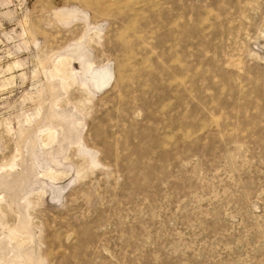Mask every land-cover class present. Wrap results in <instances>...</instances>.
<instances>
[{
  "label": "rangeland",
  "instance_id": "obj_1",
  "mask_svg": "<svg viewBox=\"0 0 264 264\" xmlns=\"http://www.w3.org/2000/svg\"><path fill=\"white\" fill-rule=\"evenodd\" d=\"M0 264H264V0H0Z\"/></svg>",
  "mask_w": 264,
  "mask_h": 264
},
{
  "label": "bare ground",
  "instance_id": "obj_2",
  "mask_svg": "<svg viewBox=\"0 0 264 264\" xmlns=\"http://www.w3.org/2000/svg\"><path fill=\"white\" fill-rule=\"evenodd\" d=\"M108 66V65H107ZM91 67V66H90ZM90 69V68H89ZM91 72V71H90ZM112 72L111 69L107 68L105 70V72L103 74H99V75H95V77H97V80L95 79L94 82L96 81V83L101 87V86H105L107 84H109L111 78H112ZM92 73V72H91ZM94 75V74H93ZM96 85V84H95ZM99 87V88H100Z\"/></svg>",
  "mask_w": 264,
  "mask_h": 264
}]
</instances>
